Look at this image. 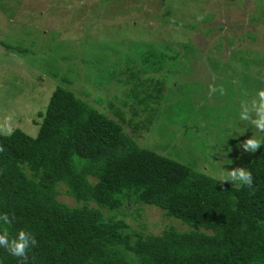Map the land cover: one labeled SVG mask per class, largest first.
Returning a JSON list of instances; mask_svg holds the SVG:
<instances>
[{"label":"trees","instance_id":"16d2710c","mask_svg":"<svg viewBox=\"0 0 264 264\" xmlns=\"http://www.w3.org/2000/svg\"><path fill=\"white\" fill-rule=\"evenodd\" d=\"M255 3L260 7L250 14L264 15V0ZM215 27L234 29L207 28ZM133 48L138 49L128 54ZM169 50L135 45L118 56L123 69L107 75L120 89L130 87L125 99L102 94L90 103L59 87L34 121L36 135L21 129L0 134V213L11 220L4 227L10 239L21 229L36 239L23 264H264V145L247 168L253 177L249 188L139 143L166 103L177 66ZM190 50L185 47L183 58L192 56ZM108 87L101 88L109 92ZM111 99L128 107L131 118ZM105 105L118 120L104 112ZM62 195L74 205L60 201ZM143 206L187 229L171 226L159 235L133 229L126 218L137 220ZM0 260L20 262L3 247Z\"/></svg>","mask_w":264,"mask_h":264},{"label":"rangeland","instance_id":"374dc122","mask_svg":"<svg viewBox=\"0 0 264 264\" xmlns=\"http://www.w3.org/2000/svg\"><path fill=\"white\" fill-rule=\"evenodd\" d=\"M256 1L0 0V134L21 129L36 135L34 121L59 87L90 103L102 94L125 99L130 87L120 89L107 75L123 69L118 56L135 45L170 47L177 66L170 68L166 103L149 132H141L140 145L240 185L230 173L247 170L254 155L241 144L263 135L239 120L241 102L250 103L264 88V15L250 14ZM212 25L234 29L207 28ZM185 47L193 53L189 59L183 58ZM133 49L128 54L138 48ZM107 86L109 92L102 90ZM210 88L216 90L210 94ZM111 100L131 118L128 107ZM104 108L118 120L112 108ZM59 200L74 205L67 196ZM139 214L137 220L126 218L138 231L159 235L171 226L187 229L156 208L143 206Z\"/></svg>","mask_w":264,"mask_h":264},{"label":"clouds","instance_id":"9594fccd","mask_svg":"<svg viewBox=\"0 0 264 264\" xmlns=\"http://www.w3.org/2000/svg\"><path fill=\"white\" fill-rule=\"evenodd\" d=\"M215 90L214 88H210V94ZM250 113H254L255 118H252ZM239 120L249 122L258 132L264 133V88L257 90L255 98H253L250 103L241 102ZM262 145H264V136L259 138L253 136L241 144L246 152L249 149L255 152L257 149L261 148ZM237 178L242 181V185L249 188L252 187L253 177L250 171L240 168L233 170L230 173V179L236 181ZM10 224L11 220L9 215L7 213H0V247H3L11 256L20 258L19 264H23L27 259V250L30 249V246L36 244V239L31 233L23 229L19 230L14 238L10 239L8 228L4 227ZM29 240L31 244H29ZM0 264H3L2 260H0Z\"/></svg>","mask_w":264,"mask_h":264}]
</instances>
